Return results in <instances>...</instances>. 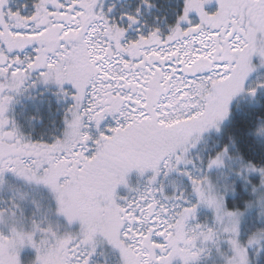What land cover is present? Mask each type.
<instances>
[{"label": "snow or ice", "instance_id": "snow-or-ice-1", "mask_svg": "<svg viewBox=\"0 0 264 264\" xmlns=\"http://www.w3.org/2000/svg\"><path fill=\"white\" fill-rule=\"evenodd\" d=\"M0 264H264V0H0Z\"/></svg>", "mask_w": 264, "mask_h": 264}]
</instances>
